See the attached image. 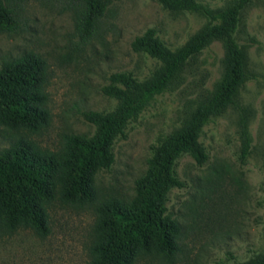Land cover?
<instances>
[{"label": "rangeland", "instance_id": "374dc122", "mask_svg": "<svg viewBox=\"0 0 264 264\" xmlns=\"http://www.w3.org/2000/svg\"><path fill=\"white\" fill-rule=\"evenodd\" d=\"M198 1L223 9L236 0ZM77 3L19 0V28L0 32V63L29 52L46 59L51 113L50 124L36 133L0 124V149L27 137L57 150L65 134L96 135L98 126L84 112L109 113L117 107L119 100L103 92L110 74L131 71L144 82L164 66L148 52L134 51V38L154 28L176 51L208 23L200 11L171 10L157 0H111L96 34L86 39L77 28ZM236 38L247 53V79L236 104L212 115L200 131L209 160L199 166L183 153L176 170L185 186H172L165 195L167 213L182 225L180 250L172 259L140 255L135 264H242L264 255V0H253L243 10ZM224 58L222 41H213L126 125L125 135H116L115 162L98 172L94 203L56 198L48 205L46 234L1 226L0 264H90L98 205L135 194V181L146 174L155 148L183 127L221 80ZM245 131L250 147L243 158Z\"/></svg>", "mask_w": 264, "mask_h": 264}, {"label": "trees", "instance_id": "16d2710c", "mask_svg": "<svg viewBox=\"0 0 264 264\" xmlns=\"http://www.w3.org/2000/svg\"><path fill=\"white\" fill-rule=\"evenodd\" d=\"M19 0H0V32L19 28ZM111 0H77V28L83 38L96 34ZM171 10H196L208 23L179 49L173 51L146 29L132 41L134 51H146L164 66L148 81H139L131 71H115L103 92L119 100L109 113L88 110L84 117L98 126L94 136L69 133L60 149L43 148L20 137L0 149V227H30L40 234L49 230L48 205L59 198L66 204L86 205L96 201V176L115 162L112 143L130 121L137 120L146 105L180 75L185 66L213 41L225 49L224 74L213 92L200 101L182 128L167 136L148 161L146 174L136 179L129 200L110 199L97 207L96 240L90 264H135L140 255L160 254L172 259L180 250L181 223L170 216L165 195L172 186L184 187L176 162L188 152L199 166L209 154L199 141L202 127L211 116L236 98L247 79V53L236 38L243 10L253 0H236L223 9H211L198 0H157ZM48 63L29 52L0 63V124L14 130L36 133L50 124L46 85ZM245 131L242 157L249 150ZM242 264H264V255Z\"/></svg>", "mask_w": 264, "mask_h": 264}]
</instances>
